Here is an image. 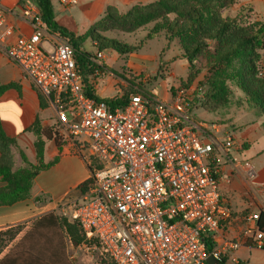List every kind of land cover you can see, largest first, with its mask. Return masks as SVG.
<instances>
[{"label":"built area","instance_id":"obj_1","mask_svg":"<svg viewBox=\"0 0 264 264\" xmlns=\"http://www.w3.org/2000/svg\"><path fill=\"white\" fill-rule=\"evenodd\" d=\"M60 2L75 6L79 0ZM8 13L0 2V51L49 99L58 136L75 146L90 171L88 190L59 209L79 226L91 260L208 264L210 256L218 263L226 258V246L208 252L207 243L216 242L231 218L219 190L216 152L233 148L232 132L220 139L218 123L198 121L194 95L185 90L170 101L138 93L125 105L89 96L92 83L106 71V52L90 57L92 71L86 77L73 45L47 30L38 9L22 11V20L33 29L29 36L14 37ZM259 215L251 220L255 246L264 249Z\"/></svg>","mask_w":264,"mask_h":264},{"label":"crops","instance_id":"obj_2","mask_svg":"<svg viewBox=\"0 0 264 264\" xmlns=\"http://www.w3.org/2000/svg\"><path fill=\"white\" fill-rule=\"evenodd\" d=\"M51 1L57 23L76 37L83 36L93 25L101 21L108 8H115L120 14L125 15L140 2L144 3L142 0H79L75 6H65L61 0ZM56 1H59L58 6ZM0 2L9 10L8 20L15 29L14 37L31 35L33 29L22 20V11L26 7L38 9L34 1L0 0ZM250 2L258 20L264 22V0ZM87 41L91 42L97 52L94 43L90 39L84 43ZM105 52H110L115 60L121 56L113 50ZM124 56V65H128L138 74L144 70L146 61L149 60V55H141L139 49L138 52ZM104 62L106 71L101 78L92 83L93 90L102 99L121 98L125 92L132 89L129 86L133 84L125 80L124 76L107 79L106 59ZM261 64L264 66V52ZM85 75L89 77L90 73ZM112 92L114 95H111ZM130 96L131 94L129 98ZM205 114H208L206 117L210 116V113ZM195 117L200 122L218 123L221 130L217 136L220 139L226 132H232L235 139L233 148L216 152L220 165L219 190L231 209V218L223 223L215 246L227 247L228 264H264V257L255 258L256 253L264 249L255 246L256 231L253 229L255 223L251 220L252 215L264 211V114L244 113L242 116H235L232 113L222 117L220 113L218 117L221 119L209 117L210 120H206L201 118L195 109ZM0 121L6 135L16 142L17 147H12L15 169L22 166L20 151L31 164H39L36 148L38 142L43 148V162L45 165L49 164L34 179L30 199L11 206H0V231L19 225L25 226L0 254L1 260L35 222L48 214L50 209L56 210L70 199L76 198L77 187L90 177V171L73 144L63 141L58 146L54 139L46 137L45 133H50L56 125L54 107L49 99L37 90L24 70L1 51ZM3 186L4 182L0 178V188ZM37 197L47 201L38 204L34 201ZM42 237L43 235H35V239ZM51 237L60 256L65 250L66 261L69 264H94L87 255L75 250L69 239H63L58 233ZM230 242L241 244L235 249H229Z\"/></svg>","mask_w":264,"mask_h":264},{"label":"trees","instance_id":"obj_3","mask_svg":"<svg viewBox=\"0 0 264 264\" xmlns=\"http://www.w3.org/2000/svg\"><path fill=\"white\" fill-rule=\"evenodd\" d=\"M33 1L41 13L47 30L51 33H58L73 45L76 50L77 63L82 72L86 74L92 71L90 57H93V53H88L81 48L87 39L94 43L93 46L98 51L113 50L121 55H129L138 50V48L108 37L109 31L130 34L149 23H156V30H160L165 23H169V30L181 38L183 50L189 59L196 57L204 50L209 52L211 49L209 42H214L217 44L214 54L211 56L215 71L214 80H210L207 90L199 88L194 95L192 106L194 107V104L201 102L202 108L206 111H213L222 106V102L219 101L222 98L219 95V90L225 88L221 83V80L223 81L222 73H225L226 69H231L241 90L248 95L258 108L259 113L264 114V75L260 76L261 70H264V66L261 64L264 52V22L257 24L256 31L252 33L233 34L235 29L233 20L218 19L220 16L218 6L227 0H158L149 5H136L125 15L110 7L101 21L93 25L86 34L79 37L57 23L51 0ZM171 14L175 15V19L169 21L168 16ZM132 91L133 89L125 92L121 98L102 99L96 95L93 87H90L87 94L110 105H125L129 101V95L132 94ZM143 94L150 95L147 92ZM41 99L43 100V98ZM45 135L48 139H54L58 146L63 142L55 127ZM12 147H17L16 142L6 135L0 121V178L4 182V186L0 188V206H11L30 199L34 179L49 166L43 162V148L38 142L36 148L39 164H31L26 155L20 151L23 165L15 169ZM91 182L92 180L88 178L79 185L76 189L78 194L88 190ZM34 201L40 204L47 200L37 197ZM54 226L65 228L69 240L75 247L83 240L82 236L81 239L78 237V232L81 234V230L76 223L69 221L65 216L56 217L53 213H49L34 223L32 229L27 231L23 238L0 260V264H50L48 261H52L53 264H69L66 261L65 250L60 256L56 252L54 239L48 233ZM257 228L264 234V211L259 215ZM8 233L11 231H0V254L18 234V232L9 235ZM3 235H5L6 241L2 240ZM35 235H43L45 241L42 242L44 244L38 243L39 245H36ZM60 235L65 239L62 234ZM49 245L55 249H41ZM214 247L215 243L211 241L207 243L208 252H212ZM219 264H228L227 259H222Z\"/></svg>","mask_w":264,"mask_h":264},{"label":"rangeland","instance_id":"obj_4","mask_svg":"<svg viewBox=\"0 0 264 264\" xmlns=\"http://www.w3.org/2000/svg\"><path fill=\"white\" fill-rule=\"evenodd\" d=\"M142 1H144V3L140 2L139 5H149L158 0ZM58 5L59 1H56V6ZM218 14L220 15L218 19L233 20L232 22L235 27V32L233 31V34L235 35L252 33L256 31L257 24L260 23L253 11L250 0H227L218 6ZM168 19L169 21L174 20L175 15H169ZM168 24L169 23H165L163 28L156 30V23H149L130 34L119 31H109L107 33L108 37L117 39L123 44L138 48L141 55H149V60L146 61L144 70L138 74L132 68L128 67V65H124V55H121L118 60H115L112 54H109L110 52H106V68L108 69L107 79L111 77V79L122 78V76H124L125 80L133 84V86H129V88L133 89L131 92L133 95L135 93L147 92L151 96L165 101H170L171 98L176 96L181 90L188 91L192 95H195L199 88L207 90L208 83L210 80H214L213 78L215 77L211 56H213L217 44L209 42L211 46L209 52L204 50L196 57L189 59L188 55L183 50L181 38L175 36V34L169 30ZM45 47L48 50H52L48 45H45ZM82 49L88 53H93V55L96 53L89 41L82 45ZM222 74L223 81L221 80V83L225 87L224 90H219V95L222 97L219 101L222 102V106L213 111H206L202 108L201 102L196 105L194 104V109L198 110L199 116L206 120H210V118H219L218 114L220 113H222V117L224 115H231L232 113H234L235 116H242L244 113H259L258 108H256L248 95L239 87L238 80L234 78V72H231V69H226V72ZM262 75H264V70L260 72V76ZM134 86H137V88L135 89ZM99 93H101V91H99ZM111 95H114V93L112 92ZM199 96L202 97V95ZM205 113H210V116L206 117L208 114ZM21 165H23L22 161ZM49 213H53L56 217H64L62 214L63 212L61 213V209L59 208L56 210L50 209L48 211V214ZM24 227V225H21L1 231H11V233H8L9 235L15 232L19 233ZM32 227L29 228V230L32 229ZM48 233H50V235L56 233L62 234L65 239H69L66 229L61 226L52 227ZM81 236L82 234L78 232V237L80 239L83 237ZM2 238L3 241H6L5 235H3ZM38 240L39 242H37ZM42 241H44L43 237L35 239L36 245H39L38 243L44 244ZM83 243L84 237L77 247L74 246L75 250H79L80 253L91 258L89 255L91 252L89 251L88 253L83 249ZM9 244L10 243L7 245ZM79 246H81V248H78ZM46 248L51 249L53 247L49 245L41 249ZM262 257H264V251L256 253L255 258L261 259ZM96 258L97 257H95V261H93L94 264H96ZM48 263L53 264L52 261H48Z\"/></svg>","mask_w":264,"mask_h":264},{"label":"water","instance_id":"obj_5","mask_svg":"<svg viewBox=\"0 0 264 264\" xmlns=\"http://www.w3.org/2000/svg\"><path fill=\"white\" fill-rule=\"evenodd\" d=\"M207 263H208V264H219L218 261H217L213 256H210V257L207 259Z\"/></svg>","mask_w":264,"mask_h":264}]
</instances>
